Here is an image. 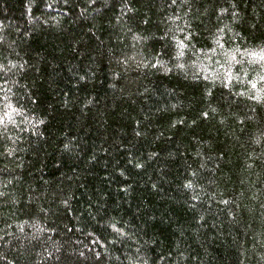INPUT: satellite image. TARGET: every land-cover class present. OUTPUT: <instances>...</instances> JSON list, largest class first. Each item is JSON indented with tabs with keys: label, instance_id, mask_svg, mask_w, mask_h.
Masks as SVG:
<instances>
[{
	"label": "trees",
	"instance_id": "1",
	"mask_svg": "<svg viewBox=\"0 0 264 264\" xmlns=\"http://www.w3.org/2000/svg\"><path fill=\"white\" fill-rule=\"evenodd\" d=\"M0 264H264V0H0Z\"/></svg>",
	"mask_w": 264,
	"mask_h": 264
}]
</instances>
